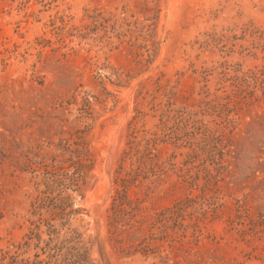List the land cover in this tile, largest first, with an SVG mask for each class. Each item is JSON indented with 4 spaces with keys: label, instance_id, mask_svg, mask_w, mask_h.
<instances>
[{
    "label": "rangeland",
    "instance_id": "374dc122",
    "mask_svg": "<svg viewBox=\"0 0 264 264\" xmlns=\"http://www.w3.org/2000/svg\"><path fill=\"white\" fill-rule=\"evenodd\" d=\"M35 224L90 264H264V0H0V264L50 263Z\"/></svg>",
    "mask_w": 264,
    "mask_h": 264
},
{
    "label": "trees",
    "instance_id": "16d2710c",
    "mask_svg": "<svg viewBox=\"0 0 264 264\" xmlns=\"http://www.w3.org/2000/svg\"><path fill=\"white\" fill-rule=\"evenodd\" d=\"M61 190L62 189L53 187L52 183L49 180L45 182V191H43V196L44 199L48 200V205H45V208H56L59 211H64L67 206H70V195H63V193H60ZM55 191L58 195L54 197L48 196ZM56 200L58 201L56 202ZM38 229V224H35L32 228H30V231L26 234V237H28V239L24 241V244L26 246H30V241H32V238H34L35 240L33 246L38 249L40 248L39 244L44 243L43 250L49 249V251H46V257L49 258L48 261L50 262L49 264H90L86 252L84 250L78 249L75 245V238H77L76 236H78L77 232L75 233L74 231L70 235H59L57 229H54L52 231L49 229V227H47V239H45L41 237V231H38ZM54 238L57 239L56 242H53ZM14 260L15 261L13 262H15V264H18V261L16 259ZM30 260L31 259L25 258L23 259V263L33 264V262H30Z\"/></svg>",
    "mask_w": 264,
    "mask_h": 264
}]
</instances>
